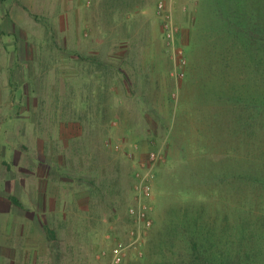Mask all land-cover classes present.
<instances>
[{"label": "rangeland", "instance_id": "374dc122", "mask_svg": "<svg viewBox=\"0 0 264 264\" xmlns=\"http://www.w3.org/2000/svg\"><path fill=\"white\" fill-rule=\"evenodd\" d=\"M159 1L0 0V240L47 233L56 264H115L120 244L123 261L144 254L168 205L235 203L210 178L258 161V141L232 131L230 84L242 73L202 0H164L182 55L166 41ZM109 82L128 93L110 94ZM152 152L153 226L130 245L135 173Z\"/></svg>", "mask_w": 264, "mask_h": 264}, {"label": "trees", "instance_id": "16d2710c", "mask_svg": "<svg viewBox=\"0 0 264 264\" xmlns=\"http://www.w3.org/2000/svg\"><path fill=\"white\" fill-rule=\"evenodd\" d=\"M202 2L198 11L217 19L210 32L228 43L231 70L242 73L230 84L229 102L237 109L232 131L243 132L247 145L258 141V161L248 155L243 170H219L210 178L228 185L225 196L237 205L212 209L202 199L168 205L148 235L144 254L121 264H264V0ZM248 73L251 80L242 77ZM253 84L260 91L255 93Z\"/></svg>", "mask_w": 264, "mask_h": 264}, {"label": "built area", "instance_id": "2783aa9c", "mask_svg": "<svg viewBox=\"0 0 264 264\" xmlns=\"http://www.w3.org/2000/svg\"><path fill=\"white\" fill-rule=\"evenodd\" d=\"M158 12L164 20L163 26L168 45L173 47L179 55H182L183 50L177 45L178 29L173 21L174 14L167 8L164 0H160L158 3ZM184 62L181 58V63L184 64ZM178 75L183 76L184 72H180ZM157 158L156 153L152 152L151 162L157 161ZM154 163L148 168L139 169L135 173V182L133 184L134 202L128 207V215L134 223V226L129 231L133 239L130 245H138L143 240L145 233L153 226L150 199L153 195ZM124 250L125 246L122 244L114 248L113 262L115 264H120L123 261L125 256Z\"/></svg>", "mask_w": 264, "mask_h": 264}, {"label": "crops", "instance_id": "0c3cea01", "mask_svg": "<svg viewBox=\"0 0 264 264\" xmlns=\"http://www.w3.org/2000/svg\"><path fill=\"white\" fill-rule=\"evenodd\" d=\"M104 1L106 0H100L101 5L106 8V5L103 4ZM137 5L140 7L141 4L137 3ZM106 28L113 29L117 28V26L114 23H109ZM97 79L99 81L101 79V75H97ZM98 84L99 85L95 88L97 89V93L101 94L102 85L100 82ZM125 88L126 87L121 88L120 92V89L117 87V85L109 82L107 83L106 91L110 94H115L118 92L128 93ZM3 133L4 131L0 132V135ZM3 141L4 139H1L0 137V156H4V154H6L5 152L7 151V146L3 145ZM24 234L26 233L5 234L8 235V237H5L4 235L2 240H0V264H56L54 261L55 258L53 252L49 250L50 246L47 233H27L26 238H24Z\"/></svg>", "mask_w": 264, "mask_h": 264}]
</instances>
